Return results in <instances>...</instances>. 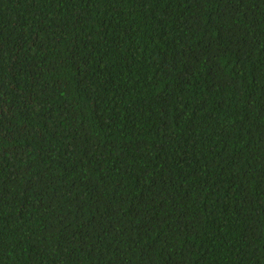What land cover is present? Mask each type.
Here are the masks:
<instances>
[{"label":"trees","instance_id":"obj_1","mask_svg":"<svg viewBox=\"0 0 264 264\" xmlns=\"http://www.w3.org/2000/svg\"><path fill=\"white\" fill-rule=\"evenodd\" d=\"M0 264H264V0H0Z\"/></svg>","mask_w":264,"mask_h":264}]
</instances>
